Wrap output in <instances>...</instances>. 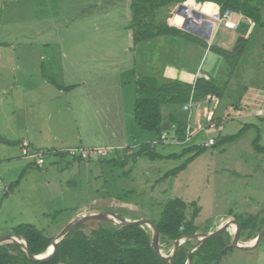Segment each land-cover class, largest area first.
Instances as JSON below:
<instances>
[{"label":"rangeland","instance_id":"1","mask_svg":"<svg viewBox=\"0 0 264 264\" xmlns=\"http://www.w3.org/2000/svg\"><path fill=\"white\" fill-rule=\"evenodd\" d=\"M4 1L13 3L0 4V238L14 234L21 224H32L53 238L72 219L96 210L156 221L163 205L175 197L196 202L197 233L225 224L227 217L247 223L239 243L259 233L264 225V24L253 26L241 17L240 30L219 26L207 44L176 37L173 46L146 50L131 47L130 0ZM178 5L168 6V14L158 18L180 25ZM186 5L206 15L214 9L212 4ZM261 15L264 21V2ZM239 34L250 40L229 74L216 47L232 49ZM212 39L215 47L210 48ZM16 62L22 68H15ZM198 67L213 74L218 86L226 83L209 118L216 125L200 137L216 143L217 138L236 136L205 147L183 169L165 176L195 151L183 153L186 143L177 139L160 143L155 133L136 125L137 80L193 83L190 75ZM50 76L60 85L83 87L60 90ZM237 102L242 110L234 108ZM204 104L197 107L210 111ZM24 140L32 150L45 152L43 164L22 155ZM142 142H151L163 157L127 156L122 164L119 157ZM127 145L131 148L122 154ZM95 147L115 150L89 160L70 155L71 150ZM191 210L189 205L187 216ZM103 221H85L80 229L89 235ZM216 236L202 248H214ZM160 248L164 254L170 249L163 243ZM181 248L172 264H264V236L250 249L230 246L213 262L203 252L188 259V250Z\"/></svg>","mask_w":264,"mask_h":264},{"label":"trees","instance_id":"2","mask_svg":"<svg viewBox=\"0 0 264 264\" xmlns=\"http://www.w3.org/2000/svg\"><path fill=\"white\" fill-rule=\"evenodd\" d=\"M183 2L194 6H205L213 3L219 11L229 8L236 15L246 18V20L248 19V22L252 23L253 26L264 24L261 15L263 0H130L132 47L142 45L144 48V46H147L145 45L146 43H151L163 37H183L194 44H207L204 38L170 25L165 19L158 18L161 15L168 14V6ZM240 23L241 21H239V25ZM239 27L235 29L236 32L240 30ZM236 40L232 49H226V47L223 48L222 46L220 48L216 47L231 69L229 74L234 70V66L237 65L244 52H246V44L250 39L247 34H239ZM212 41L210 48L215 47V40L212 39ZM48 80L58 88H70V86L58 84L51 76ZM224 85L226 86V83ZM224 85L218 86L216 79L210 76H208V79L202 76L197 77L193 83L178 79L170 83L149 78L137 80L134 121L140 129L155 133L158 139L164 130H168L174 125L175 139L184 140L186 137L188 112L182 109V105L190 100L195 103H205L206 95L210 93L220 98L224 94ZM234 108L242 110L238 102ZM166 110H168L169 118L165 122L164 112ZM235 136V134L228 135L216 140L217 142L230 141ZM194 138L196 136L186 142L183 153L191 151H195V153L184 164L169 170L165 176L177 173L185 167L193 156L205 150V147L194 143ZM216 143L214 142L213 145ZM128 148L131 147L127 145L122 149V154ZM141 155L153 159L163 157L155 151L151 142H142L138 145V149L129 155H125L123 158L113 156L111 159L116 160L119 157L121 163L124 164L127 156L135 159ZM189 205H191L192 210L190 216H187L186 209ZM198 211L199 208L195 201L186 203V201L178 197L168 200L163 205L159 218L153 221L160 234V243L170 247L175 239L196 232L197 227L194 224V220ZM238 223L240 231L247 228V223L244 224V221H238ZM223 233L227 235V241L222 240ZM14 234L20 235L26 240L32 254L44 253L52 240V237H47L42 230L32 224L17 226ZM229 237L228 231L224 230L216 236L214 248H202V245L205 244L203 242L195 253L203 252V255L210 262L217 261L220 259L221 254L227 252L230 248L226 246ZM60 262L65 264H165L152 251L150 247V232L147 228L138 225L122 226L105 221L99 227L92 229L89 235L80 229V225L75 226L56 243L52 258L46 262L28 259L26 253L18 244L4 243L0 245V264H58Z\"/></svg>","mask_w":264,"mask_h":264},{"label":"water","instance_id":"3","mask_svg":"<svg viewBox=\"0 0 264 264\" xmlns=\"http://www.w3.org/2000/svg\"><path fill=\"white\" fill-rule=\"evenodd\" d=\"M176 14L182 17V21L180 25L173 24V26H176L177 28H180L190 33H193L195 35H198L206 39L207 41L211 39L213 23L208 19V16L206 15V13H202L198 9L188 7L185 4V2H183V3H179L178 8L176 10ZM94 219H100V220L108 221L113 224H118L122 226L123 225H138V226L143 227L146 225L150 232V247L152 251L155 253V255L165 264H172L171 259L173 258L174 253L177 250L178 246L184 242V240H191V239L197 240L195 247L188 250L187 252V258L189 259L193 249L200 246L206 239L216 236L224 230H228L230 228L229 226L231 223L234 225V230H232L229 235H230V245L233 247H236L239 249L253 248L260 241V239L264 236V226H263V228L252 239L250 243L249 242L245 244L239 243L238 237L240 234V225L237 219L233 217H227L225 218L226 220L225 224L215 225L216 227L215 226L211 227L210 230L207 231L206 233L194 232L192 234L184 235L178 239H175L172 243V246H171L172 249L170 253L164 254L161 252V248H160L161 243H160V234H159L158 228L150 217H139V218L128 219V218L118 215L117 213L113 211L96 210V211L88 212L87 214L79 215L75 219H72L71 221H69L61 229V231H59V233L52 238L51 243H50V246H51L50 251L46 250L44 253L32 254L26 240L20 235H16V234H11L8 236L1 237L0 245L4 243L18 244L22 248V250L26 253L28 259L32 261H37V262H46L52 258L56 243L59 242L66 233H68L75 226L85 221L94 220Z\"/></svg>","mask_w":264,"mask_h":264},{"label":"built area","instance_id":"4","mask_svg":"<svg viewBox=\"0 0 264 264\" xmlns=\"http://www.w3.org/2000/svg\"><path fill=\"white\" fill-rule=\"evenodd\" d=\"M208 19L213 23V29H212V34L214 33V29L218 28L219 26H224L230 29H237L239 26V21L241 16L236 15L231 9L226 8L223 11H219L217 8L211 13H207ZM202 77L205 79H208L207 74H202ZM206 102L210 105V111L208 113V117L210 118L212 116V110L219 101V98L210 93L206 95L205 98ZM196 106L195 102H192L191 100L184 103L182 105V109L184 111L188 112V122H187V127H186V137L184 140L178 141L175 140V128L174 125L171 126L168 131H163L160 135V138L158 139V142L164 143L168 142L167 138L171 139L172 141L175 140L180 143H186L189 142L194 136H197V134L204 132L207 133V128L209 127H215V122L210 121L209 118H207L208 122L205 123V125H202L200 127L194 128L193 125H191V116L193 113V109ZM196 145L199 146H204V147H211L214 144V139L212 137H207L203 141L199 142H194ZM21 153L24 157H30L34 159L38 164H43L44 161V151L34 149L32 150L30 147V143L26 140H24L21 144ZM114 151V148L108 147V148H100V147H95L89 150L85 149H78V150H71L70 155H79L85 160H89L92 158H98L103 155H107L109 152Z\"/></svg>","mask_w":264,"mask_h":264},{"label":"crops","instance_id":"5","mask_svg":"<svg viewBox=\"0 0 264 264\" xmlns=\"http://www.w3.org/2000/svg\"><path fill=\"white\" fill-rule=\"evenodd\" d=\"M11 3H13V2H9V4H11ZM0 4H3V5H6L5 7H7V6H11V5H9L8 4V2H5L4 0H0ZM212 4V7L214 8L213 10H215L216 9V7H215V5L213 4V3H211ZM211 7V8H212ZM2 9H4V8H2ZM212 10V11H213ZM177 17H178V15H177ZM179 18V17H178ZM182 18V17H181ZM71 22V21H70ZM70 22H68V23H70ZM185 31V30H184ZM188 32V31H187ZM190 33V32H189ZM191 34H193V33H191ZM193 35H195V34H193ZM196 36H198V35H196ZM200 37V36H199ZM132 38V37H131ZM177 39L179 40V41H182L181 40V38H179V37H177ZM173 40H175L174 38H172V37H169V38H166V37H163V38H159V39H157V40H154V41H152L149 45H147L146 47H145V49L147 50V49H149V48H159V47H161V44H163V45H165V46H173L174 44H175V41H173ZM206 40V39H205ZM207 41V40H206ZM164 42V43H163ZM132 44H133V42H132ZM151 46V47H150ZM165 46H163L162 48L164 49V47ZM131 47H132V45H131ZM0 50H1V47H0ZM6 53V55H7V57H9V56H11L10 54H12V49H11V51H10V54H8L7 52H5ZM22 64H21V62H16L15 63V65H14V67L15 68H22ZM174 69H178V67H175ZM203 72H204V74H207L208 76H210V77H213V78H215V76H213V74L211 75L209 72H207V71H203L202 70V72L199 70V67L198 68H196L194 71H193V73L190 75L191 76V78H190V80H192L193 79V82L195 81V79L197 78V77H201V75L203 74ZM188 78V79H189ZM190 80H187L188 82H190ZM62 85V84H61ZM63 86H70V88H59L60 90L61 89H64V90H75V89H80V88H82L83 86H82V84H74V85H72V84H68V85H63ZM55 87H57V86H55ZM58 88V87H57ZM59 90V91H60ZM81 95H82V93H80ZM200 103H203V106H205V104H204V102H200ZM200 103H196V108L197 109H195V107H194V109H193V113H192V115H193V117L195 116V120H194V123H193V126H194V128H197V127H200V126H202V125H205V123H207L208 122V120H207V118H209L208 117V113H207V111L206 110H203L204 108H203V106H201V108H198L197 107V105L198 104H200ZM196 111V112H195ZM44 112H45V109H44ZM42 114V113H41ZM167 118H169V116H168V112H164V121L166 122L168 119ZM166 119V120H165ZM216 125V124H215ZM41 128V127H40ZM209 128H213V127H209ZM204 134V132H202V133H199L197 136H199L198 137V140L197 141H195V142H199V141H201V139H206V138H204L205 136H203V137H200V135H203ZM146 141H148V140H146ZM125 145H123V147H124ZM78 215V214H77ZM209 230H210V228H209ZM208 230V231H209Z\"/></svg>","mask_w":264,"mask_h":264},{"label":"flooded vegetation","instance_id":"6","mask_svg":"<svg viewBox=\"0 0 264 264\" xmlns=\"http://www.w3.org/2000/svg\"><path fill=\"white\" fill-rule=\"evenodd\" d=\"M263 226H264V225H263ZM188 242H189V240H184V242L181 243V244L178 246V248H177V250L175 251V253L178 251L179 248L184 247V245L187 244ZM196 243H197V240H196V242H194L193 244H191V245L189 244V246H187V247H185V248H183V249H185L186 251L189 250V249H192L193 246L195 247ZM171 246H172V245H171ZM171 246H170V249H169V252H168V253H170V251H171V249H172ZM226 246H228V247L231 246V245H230V237H229V240H228V243L226 244ZM199 247H200V246H198L197 248L193 249L192 252H191V254H192L193 252H195ZM181 249H182V248H181ZM175 253H174V255H175ZM174 255H173V256H174Z\"/></svg>","mask_w":264,"mask_h":264},{"label":"bare ground","instance_id":"7","mask_svg":"<svg viewBox=\"0 0 264 264\" xmlns=\"http://www.w3.org/2000/svg\"><path fill=\"white\" fill-rule=\"evenodd\" d=\"M232 230H234V225H233V224L231 225V231H232ZM251 241H252V239L249 241V243H250ZM47 250H49V251L51 250V246H50V245H49V248H48Z\"/></svg>","mask_w":264,"mask_h":264}]
</instances>
